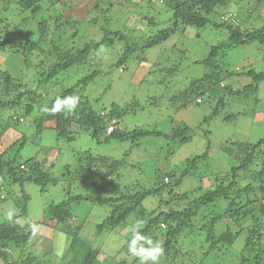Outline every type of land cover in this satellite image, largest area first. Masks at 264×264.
<instances>
[{
  "label": "rangeland",
  "instance_id": "rangeland-1",
  "mask_svg": "<svg viewBox=\"0 0 264 264\" xmlns=\"http://www.w3.org/2000/svg\"><path fill=\"white\" fill-rule=\"evenodd\" d=\"M60 1L44 0L43 4L45 9H48L49 14H56L58 9L53 4L58 3L60 10L65 9L60 5L62 3ZM69 1L75 2L77 0ZM110 1H114V4L110 5ZM124 1H104L101 5L102 11L91 13L93 17H99L98 23L80 25L77 32L71 29L67 34L70 37L69 44L83 48L91 42L101 41L105 35L104 28L112 31L119 30L136 43V41L141 42L153 38L161 31L174 27L173 11L163 3L151 0L154 4L149 5L144 2L142 6H137V0H133L135 3L128 2V5H126L127 3L124 4ZM9 2L13 7L6 10V5ZM122 5L123 7H121ZM222 10H226L228 13L232 12L234 16L238 14L239 10L242 11V14H251L252 16L245 24L247 29L259 30L264 26V0H229L227 7L222 8ZM27 16L28 13H25L16 1L0 0V31L6 30L4 20L20 22L22 18ZM215 21L222 22L221 14H216ZM231 21L240 22L238 20ZM25 30L28 29L25 28ZM177 31L163 45L150 48L147 55L141 49L137 53L129 55L128 62L120 65L117 63L125 54L126 44L119 36L115 37L112 34L109 38H114V42L105 43L101 49H94L88 55L83 67L70 68L67 73L62 75L65 79L71 76V78L66 79V83H59L50 91L43 92V97H54L63 92L64 88L74 85L75 80L98 71L93 82L88 87L83 88L81 93L85 99L89 98L94 107L103 115H108L115 107H119L120 110L127 109V113L120 120L114 119L111 124L121 122V126L128 129L145 126L162 130L165 133L171 132L181 123H186L194 128L190 141L184 144L176 143L165 137L148 136L142 138L140 144L128 156L127 162H130V166L120 168L119 175H114L115 181L133 186L137 179L146 182V176L152 181L155 178V168L160 171H166V169L174 171V179L180 178V173L186 167L191 168L188 174L182 177L183 180L180 185L173 187L175 191L173 195L165 193L161 198L155 197L149 203H145V207L151 211L154 208L157 210L175 208L183 211L190 207V204L192 205L198 196L217 184V181L215 182L217 175L227 173L232 165L237 163L234 157L224 151L223 146L225 144L233 141L255 143L264 137V80L261 81L260 89L256 94L233 92L226 95L221 91L217 97L209 99L207 95L203 96L202 103L196 104L193 100L182 109H176L175 104L171 103L170 99L173 95L188 88L187 86L193 79L203 77L206 67L200 61L209 55L211 46L221 44L227 38L226 33L223 35V30L214 25L201 29L181 25ZM49 39L47 40L49 41ZM2 43L5 42L0 41V73L11 69L15 71L13 72L14 77L25 75L23 72L26 57L7 50V48L9 49L7 41L3 44L4 49L1 48ZM52 47L53 44L50 43L48 48L51 49ZM140 54H145L148 58L147 61H140L137 58ZM229 55L233 72L248 70L252 66L258 71L264 70V49H257L254 44L238 46L235 50H230ZM30 58L34 61V65L40 66L41 69L48 70L49 65L52 64L48 61L41 65V61L45 59V54L40 51H33ZM168 72H172V75ZM27 75L24 85L27 90L35 89L38 86L37 80L39 78H34L31 74ZM242 80L240 82L235 81L234 76H229L224 80V84L233 85L235 90L244 91L243 85L247 82L250 83L251 79L243 80V82ZM39 91L41 92V90ZM8 93V85L0 74V95L9 96L7 99H14L17 95L16 92H11L10 95ZM221 97L220 110L215 114L216 103ZM25 100L13 108H6L0 112L2 118L4 116L2 124L8 122L15 127L8 131L11 137L7 141L5 134L3 140L5 142L2 143L3 149L13 145L18 138L22 137V134L26 135L30 141L22 150L20 159L25 160L38 153L44 161L45 157H49L53 152V155H56L54 158L56 167L53 176L60 178L59 182L48 185L46 190H42L34 182L24 184V190L30 197L28 202L29 217L27 219L25 215H20L18 221L27 226L34 223L33 221L41 222L44 219L45 209L50 203L65 200L69 194L67 193L69 187L74 194L81 191L86 194L87 190L89 192L87 187H85L87 190L80 187L81 182L78 180H73L74 184L72 182L69 185L68 182L72 176H69L68 173L63 176L64 171L66 172L65 166L67 164L73 165L76 162V151H86L90 148L96 154L122 158L126 150L129 149L131 141L124 143H120L118 140L103 141L104 137L102 136L100 140L103 142L98 143L95 140V142L92 141L90 132L87 130H80L75 133V139L72 142L59 140L56 130L49 127L54 126V123L46 122L44 128L37 127L34 118L36 114L39 115L40 110L36 103H34L36 108L34 112L30 115L25 114V107L28 102ZM42 107L41 112L47 110L46 106L42 105ZM206 117L208 121H204ZM74 128L77 127L74 126ZM169 138L172 137L169 136ZM170 149L173 151L172 154L169 153ZM205 153L208 155L206 159L199 161L196 166L187 163V158ZM164 155H167L165 160L163 159ZM171 179L172 177L166 176L165 183L170 182ZM14 189L7 191L5 200H0L1 219L5 220L9 215L19 210L16 205L17 197L22 199V202L24 200L21 188L17 186ZM179 195L182 196L179 197ZM161 200L166 202L162 207L159 206ZM243 201H247L246 197ZM226 206V201L209 204L202 208L201 212H198L191 223L195 227L201 228L217 215L223 213ZM72 207L74 219L68 220L67 223H58L56 230L50 225L49 227L44 226L45 230L41 229L40 238L37 239L40 244L35 246V240H32L25 250L12 248L9 253V256H12L11 260L16 258L21 261L27 257L29 252H34L33 256L37 255L40 259L39 264H64L75 259L76 256L78 257L77 250H81L83 245L85 246L84 249H88L89 245L84 244L87 241L95 250H100V255L103 254V258L110 255L118 259L125 258L129 264H152L151 260L142 261L141 258L136 260L129 251V244L135 235L131 232L137 233L138 230L145 227V222L140 220L137 214H132L129 217V224L133 225L122 223L115 229L116 231L110 232L111 234L108 231L97 234L96 227L105 217L106 208H101L89 200L74 202ZM251 217L243 220L246 226L252 224ZM166 224L165 226L164 223L162 224V229L167 232L168 224ZM216 225L218 230L216 229L217 232L215 230L214 232L218 235L226 226L237 227V224L229 217L219 220ZM205 232L206 230L201 236L202 242L195 243L192 239V236H200L197 235V231L192 236L181 238L183 240H181L182 244L180 245L183 247L184 253L172 264H237L236 261L227 263L205 261L203 254L208 247V244L205 243L207 237ZM75 233L79 235L77 234L75 237L73 235ZM44 237L47 239H43ZM74 240H76L75 246H70V249L66 250V247ZM166 240L167 237L164 234L158 237L157 242L164 246ZM243 247L244 239L240 237L233 244V248L235 252H239L243 250ZM162 257L164 256L159 258L158 264H171L164 261ZM0 264L8 263L0 256Z\"/></svg>",
  "mask_w": 264,
  "mask_h": 264
},
{
  "label": "trees",
  "instance_id": "trees-1",
  "mask_svg": "<svg viewBox=\"0 0 264 264\" xmlns=\"http://www.w3.org/2000/svg\"><path fill=\"white\" fill-rule=\"evenodd\" d=\"M14 1L22 7L25 13H28V16L22 18L20 22L4 20L6 30L0 31V41L5 43L7 41L9 47L7 50L11 53L26 57L23 72L25 75L14 77L13 72L15 71L11 69L0 73L8 85V95L11 92L17 93L14 99H7L9 96L0 95V112L6 108H13L26 99L28 102L25 107V114H32L36 109L34 106V103H36L41 113L36 114L34 118L37 127L44 128L46 122L54 123V126L49 127L56 130L59 140L72 142L75 139V133L80 130H87L90 132L92 141L95 140L98 143L110 140H118L120 143L131 141V145L122 158L96 154L90 148L86 151H76V162L73 165L67 164L65 166L66 172L64 171L63 176L68 173L69 176H72L70 182H68L69 185L78 180L81 182L80 187H87L89 192L85 188L87 190L86 194H83V191L74 194L70 189L71 187H69L67 189L68 197L63 201L50 203L45 209L44 219L41 222L33 221L34 223L25 226L18 221L20 215H25L27 219L29 217L28 202L30 197L24 190V184L34 182L42 190H46L48 185L59 182L60 178L53 176L56 167L54 159L56 155H53L52 152L49 157H45L44 161L38 153L25 160L20 159L22 150L30 141V138L24 134L13 145L3 149L2 143L5 142L3 141L5 134L7 135V141L11 137L8 131L15 127L8 122H5V125L2 124L4 116L2 118L0 114V200H5L7 191L9 189L15 190L14 188H17V186L21 188L24 196L23 202L22 199L17 197L16 205L19 210L10 215V219L8 217L5 220L0 218V256L5 259V262L7 261L8 264H39L40 259L37 255L33 256L34 252H29L27 257L20 261L16 258L11 260L10 250L12 248L25 250L32 240H35V246L39 245L37 239L40 238L41 229L45 230L44 226L49 227L50 225L56 230L58 223H67L68 220L74 219L72 207L74 202L89 200L101 208H106L105 217L96 227L97 234L116 231L115 229L122 223H130V215L137 214V217L145 222V227L137 231L144 237L137 240V247H151L153 243L157 242L160 235L166 234L167 242L162 246L164 249V257L162 258L168 263L172 264L184 253V249L180 245L182 244L181 240H183L181 238L192 236L197 231V235L200 236H192V239L195 243L202 242L201 236L203 231L206 230L205 243L208 244V247L203 254L205 261L264 264V137L255 143L233 141L225 144L223 146L224 151L234 157L237 163L232 165L227 173L217 175L215 178L217 184L198 196L192 205L190 204V207L185 208L183 211L175 208L168 210L154 208L151 211L145 207V203H149L155 197L161 198L165 193L173 195L175 193L173 187L180 185L183 180L182 177L186 176L191 168L186 167L180 173L181 176L178 179H174V171L168 169L160 171L155 168V178L152 181L146 176V182L137 179L133 186L115 181L114 175H119L120 168L130 166V162H127L128 156L140 144L142 138L148 136L165 137L176 143L184 144L190 141L194 128L186 123H181L171 132L165 133L162 130L145 126L128 129L122 127L121 122H119L114 124V130L109 132L108 127L112 120H120L127 113V109L120 110L119 107H115L108 115H103L94 107L89 98H84L81 91L93 82L98 75V71L86 77L77 78L78 80L74 81V83L76 82L74 85L64 88L63 92L54 97H43V92H48L54 86L59 83H66V79L71 78L69 76L65 79L62 76L70 68L83 67L88 55L94 49H101L105 43L114 42V38H109L112 34L115 37L119 36L126 44L125 54L117 63V65H120L128 62L129 55H133L141 49L147 55L150 48L163 45L173 34L178 32L177 30L181 25L188 28L191 26L198 27L199 29L214 25L216 28L222 29L223 35L226 33L227 38L221 44L211 46L209 55L200 61L206 67L203 77L193 79L187 86L188 88L172 96L170 100L172 104H175L176 109L187 107L193 100L196 104H200L203 101V96L207 95L211 99V97H217V94L221 91L226 95L233 92L237 94L241 92L256 94L260 89L261 81L264 80V70L258 71L252 66L248 70L233 72L228 56H230V50H235L238 46L246 44H254L257 49H264V26L259 30L247 29L245 24L252 15L242 14V11L239 10L238 14L234 16L232 12L228 13V11L222 10V8L227 7L229 0H156L173 11V28L165 29L153 38L141 42L136 41V43L119 30L112 31L104 28L103 40L91 42L80 48L69 44L70 37L67 34L71 29L76 32L79 31L80 25L98 23L99 17H93L91 13L102 11L101 5L106 0H77L75 2L61 0L60 5L65 9L60 10L58 3L53 4L58 9L56 14L48 13V9H45L43 4L44 0ZM132 1L125 0L124 4L127 3L126 5H128V2L135 3V1ZM113 2L110 1V5L114 4ZM144 2L149 5L154 4L151 0H137L136 5L142 6ZM12 7L11 2H9L5 9L9 10ZM232 11L236 13L234 10ZM216 14H221L222 22L215 21ZM231 20L240 22L236 23ZM25 28L28 30L24 31ZM5 43L1 44V48L4 49L3 44ZM50 43L53 44L51 49L48 48ZM33 51H40L45 54V59L41 61V65L50 61L52 64L49 65L48 70L34 65V61L30 58ZM137 58L142 62L148 59L145 54H140ZM168 73L172 75V72ZM27 74L39 78L37 80L38 86L35 89L27 90L24 85ZM229 76H234V80L239 82L242 77L246 76L251 79V82L243 85L244 91H241V89L235 90L233 85L224 84V80ZM69 97L78 98L75 108L52 111L58 99L64 100ZM221 99L222 97L218 98L214 109L215 114L220 110ZM42 105L46 106L47 110L41 112ZM66 107H70V105ZM204 121H208V118L206 117ZM74 126L77 128H74ZM102 136L104 137L103 141L100 140ZM169 136L172 138H169ZM169 153L172 154L173 151L170 149ZM207 156L205 153L204 155L187 158V163L196 166L199 161L206 159ZM166 157L167 155H164L163 159L165 160ZM166 176L172 177L168 183H165ZM195 190H198V188H195ZM181 196L179 195V197ZM245 197L246 202L243 201ZM220 201H226L227 206L223 213L217 215L201 228L195 227L191 223L202 208ZM164 202V200H161L159 206L162 207ZM250 216H252V224L246 226L243 220ZM225 217H229L237 224V227L226 226L218 235L216 233L218 230L216 223ZM165 222L168 224L167 232L162 229V224L164 223L165 226ZM77 234L73 235L76 237ZM131 234L136 233L132 231ZM240 237L244 239V247L242 251L235 252L233 244ZM43 239H47V237ZM75 243L76 240L69 244L66 250L70 249V246L74 247ZM88 243L87 241L84 243L89 245L88 249H84L85 246L83 245L81 250H77L78 257L76 256L75 259L64 264H129L125 258L118 259L110 255L103 258V254L100 255V250H95ZM135 259L139 260L140 257L135 256Z\"/></svg>",
  "mask_w": 264,
  "mask_h": 264
},
{
  "label": "clouds",
  "instance_id": "clouds-1",
  "mask_svg": "<svg viewBox=\"0 0 264 264\" xmlns=\"http://www.w3.org/2000/svg\"><path fill=\"white\" fill-rule=\"evenodd\" d=\"M78 102L77 97H69L64 100H57L53 106L52 111H60L62 109H67V110H72L75 108L76 104ZM70 107H66L69 106ZM9 219L11 216L9 215ZM143 235L137 232L133 238L131 239V243L129 244V251L132 253L134 256H139L142 261H147L151 260L152 264H158L159 258L163 256L164 254V249L161 246L160 243H153L151 247L144 248V247H137V240L143 239Z\"/></svg>",
  "mask_w": 264,
  "mask_h": 264
},
{
  "label": "built area",
  "instance_id": "built-area-1",
  "mask_svg": "<svg viewBox=\"0 0 264 264\" xmlns=\"http://www.w3.org/2000/svg\"><path fill=\"white\" fill-rule=\"evenodd\" d=\"M114 130V124H111L109 127H108V131L111 132Z\"/></svg>",
  "mask_w": 264,
  "mask_h": 264
},
{
  "label": "crops",
  "instance_id": "crops-1",
  "mask_svg": "<svg viewBox=\"0 0 264 264\" xmlns=\"http://www.w3.org/2000/svg\"><path fill=\"white\" fill-rule=\"evenodd\" d=\"M242 79L245 80V81H248V80H249V78L246 77V76H245L244 78L242 77L241 80H242ZM243 80H242V82H243ZM248 83H249V82L245 83V85L248 84Z\"/></svg>",
  "mask_w": 264,
  "mask_h": 264
}]
</instances>
